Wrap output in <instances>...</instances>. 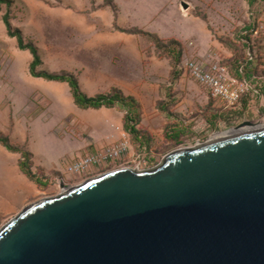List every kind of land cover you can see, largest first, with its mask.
Wrapping results in <instances>:
<instances>
[{
    "label": "water",
    "instance_id": "obj_1",
    "mask_svg": "<svg viewBox=\"0 0 264 264\" xmlns=\"http://www.w3.org/2000/svg\"><path fill=\"white\" fill-rule=\"evenodd\" d=\"M252 124L27 204L0 228V264H264V126Z\"/></svg>",
    "mask_w": 264,
    "mask_h": 264
},
{
    "label": "rangeland",
    "instance_id": "obj_2",
    "mask_svg": "<svg viewBox=\"0 0 264 264\" xmlns=\"http://www.w3.org/2000/svg\"><path fill=\"white\" fill-rule=\"evenodd\" d=\"M97 1V0H96ZM104 1V0H100ZM122 7L121 24L139 26L158 33L161 37L175 38L182 43L181 61L177 67L179 77L172 80V56L159 50L147 37L138 36L143 52V64L139 65L138 91L144 102L142 121L138 125L149 137L137 140L124 130L123 136L114 143L99 149H90L89 154L107 149L109 146L128 140V149L120 158L109 159L102 165L93 166L87 173L72 174L67 171L54 175L40 174L35 195L15 212L0 215V228L17 215L27 204L50 196H56L65 187L76 186L90 178L106 172L133 167L151 168L163 158L181 147L195 146L210 138L234 129L245 121L264 125V54L262 40L258 35L246 38L247 28L257 27L264 13V0L250 6L248 0H117ZM184 2L188 8L184 7ZM90 0H8L0 11V103H9L24 119H35L53 99L44 82L29 72L32 54L21 50L15 37L8 35L3 20L4 14L11 13V22L19 27L26 42H33L43 59L39 69L60 72L68 66L78 64L79 68L88 63L80 75H94L92 66L99 63L86 50V24H98L112 29L113 12H102L101 16L86 13ZM256 29V28H255ZM260 35V34H259ZM248 52L253 59L248 60ZM77 59V62H76ZM196 59L204 64L220 61L228 66L231 75L244 65L242 75L247 72L260 92L245 95L235 108L211 95L209 89L193 78L187 62ZM249 61V62H248ZM99 65V66H98ZM102 71L108 66L102 65ZM114 72L113 67L109 68ZM255 76V77H254ZM86 78V92L93 94L98 88ZM45 80V79H44ZM63 87L58 84V89ZM30 88V89H29ZM49 90V91H47ZM247 101V104L245 103ZM162 103L166 110L158 108ZM76 106V105H75ZM77 107V106H76ZM164 108V109H165ZM74 113V112H73ZM124 113V112H123ZM2 114V111H0ZM53 124L64 127L62 110L51 108L48 116ZM41 118V117H40ZM50 118V117H48ZM2 115H0V122ZM39 121L37 119L35 122ZM248 126V125H247ZM173 129L185 130L174 139ZM86 153V155L88 154ZM143 161V163H141ZM141 163V164H140ZM33 181V180H32Z\"/></svg>",
    "mask_w": 264,
    "mask_h": 264
},
{
    "label": "crops",
    "instance_id": "obj_3",
    "mask_svg": "<svg viewBox=\"0 0 264 264\" xmlns=\"http://www.w3.org/2000/svg\"><path fill=\"white\" fill-rule=\"evenodd\" d=\"M104 2L105 0H97V4ZM114 2L118 6L119 25L132 27L121 24L122 7L117 0ZM110 9L112 10L107 6L91 14L94 17L101 16L102 12L108 13ZM138 36L116 30L114 26L112 30L98 24H86L85 47L86 50H90L91 56L100 66L98 65V69L95 66L91 67L94 75L79 74L80 70L83 73L86 71L88 63L81 68L75 63L73 67L68 66L66 69L80 77V85L84 92H86V78L90 76L93 85L102 87L98 88L97 93L119 87L126 94L135 96L144 105L138 91L139 65L140 62L141 64L144 62ZM102 65L108 66V71H102L100 69ZM112 67L113 73L109 71ZM40 79L49 90L51 89L53 99L35 119L28 118L22 121L23 116L16 113L15 106L9 103L8 107H2L0 103V111H2L0 135H8L13 143L25 146L33 153L34 170L40 168L48 176L56 172H64L70 163L83 158L90 149H99L119 141L125 133L122 111L107 107L81 109L75 106L67 82ZM58 84H62L63 87L58 89ZM94 94L96 92L89 95ZM51 108L62 110L63 120L69 119L66 126L59 127V123L53 124L49 121L54 117L53 114L48 116ZM37 119L39 121L35 122ZM20 157V153L11 152L0 143V215L13 213L19 207H23L38 190V185L22 171L19 164Z\"/></svg>",
    "mask_w": 264,
    "mask_h": 264
},
{
    "label": "trees",
    "instance_id": "obj_4",
    "mask_svg": "<svg viewBox=\"0 0 264 264\" xmlns=\"http://www.w3.org/2000/svg\"><path fill=\"white\" fill-rule=\"evenodd\" d=\"M258 1L261 0H248L250 6L254 5ZM90 2H91V6L88 9H86V13H91L95 10L110 6L115 15L113 22L114 29L126 33H132L147 37L148 39L152 40L155 43L156 47L159 50L169 53L172 56V80L179 77V71L177 67L181 61V55H182V50H181L182 43L179 40L175 38H170V39L163 38L158 33L141 28L139 26H132V27L120 26L118 23V16H119L118 6L114 2V0H105V2L102 4H97L96 0H90ZM4 3H8V0H0V11L2 10V5ZM11 19H12L11 13L9 11L6 14H4L3 20L6 25L8 35L11 37H15L17 39L18 47L21 50H29L30 53L32 54V60L29 65V72L32 76L38 78H44L50 81L67 82L70 86L74 98V103L76 104V106H78L81 109L84 110L100 109L102 107H107V108H116L119 111L124 112V117H123L124 130L131 133L133 137H135L137 140L141 139L139 140L140 144H142L143 138L146 140L147 143L149 142L148 135L145 134V132L143 130H140V128L138 127V125L142 121L143 106L135 96L126 94L119 87H112L108 92H100L94 95H89L88 93L82 90L79 80L80 77H78L76 73L67 69H63L60 72H56V71L51 72L44 69H39V67L43 64V59L40 55L39 48L31 41L26 42L22 30L19 27H14L11 22ZM255 28L253 29L247 28V32L245 36L248 42L252 41L251 35L253 36L254 34L253 32L255 31ZM258 36L262 40L263 54H264L263 36L261 34ZM243 72L244 71H240V69H238L236 75L235 74L233 75L239 78H242L244 76L249 77L250 74L247 75L248 73L245 72V75H242ZM245 103L247 104V101H245ZM158 108L162 110H166V108L163 107L162 103L159 104ZM184 131L185 130L182 131L180 129H173V131H171V134L173 135L174 139L175 138L178 139L183 134ZM10 139L11 138H9L8 135H4V134L0 135V143L6 146L7 149L10 150L11 152L20 153L21 157L19 160V164L22 171L31 180L35 181L39 185L42 184V179L40 178V174L44 175V173L40 168H38L37 170L33 169L34 167L33 153L25 146L13 143Z\"/></svg>",
    "mask_w": 264,
    "mask_h": 264
},
{
    "label": "built area",
    "instance_id": "obj_5",
    "mask_svg": "<svg viewBox=\"0 0 264 264\" xmlns=\"http://www.w3.org/2000/svg\"><path fill=\"white\" fill-rule=\"evenodd\" d=\"M254 33L255 35L261 34L264 40V13L259 19L258 26ZM248 55L249 60H252V53L248 52ZM187 64L193 78L209 89L211 95L222 101L226 108H235L245 95L251 92H260V89L256 87L259 81H257V85H253V80L248 79L246 76L239 78L231 75L228 66L220 61L204 64L203 62L193 59L188 61ZM243 66L244 65L240 67V71L243 70ZM128 144V140H125L111 145L102 151L93 154L88 153L83 158L70 163L66 171L72 174L87 173L95 165H102L109 159L115 160L120 158L128 149ZM141 163H143V161ZM140 166L141 165H138L137 168L140 169L143 167Z\"/></svg>",
    "mask_w": 264,
    "mask_h": 264
},
{
    "label": "bare ground",
    "instance_id": "obj_6",
    "mask_svg": "<svg viewBox=\"0 0 264 264\" xmlns=\"http://www.w3.org/2000/svg\"><path fill=\"white\" fill-rule=\"evenodd\" d=\"M262 126H264V125H259V127H262ZM248 129H251L250 127H245V128H242L241 130H239V131H246V130H248ZM235 132H237L236 130H232V131H230V132H225V133H222V134H218V135H216L215 137H219V136H222V135H227V134H231V133H235Z\"/></svg>",
    "mask_w": 264,
    "mask_h": 264
}]
</instances>
